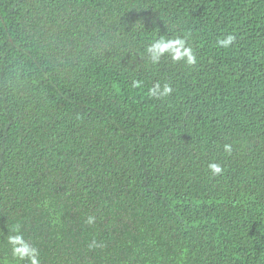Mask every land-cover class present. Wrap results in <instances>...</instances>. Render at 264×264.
<instances>
[{"label": "trees", "instance_id": "16d2710c", "mask_svg": "<svg viewBox=\"0 0 264 264\" xmlns=\"http://www.w3.org/2000/svg\"><path fill=\"white\" fill-rule=\"evenodd\" d=\"M17 227L42 264H264V0H0V264Z\"/></svg>", "mask_w": 264, "mask_h": 264}, {"label": "clouds", "instance_id": "9594fccd", "mask_svg": "<svg viewBox=\"0 0 264 264\" xmlns=\"http://www.w3.org/2000/svg\"><path fill=\"white\" fill-rule=\"evenodd\" d=\"M236 40L234 34H227L222 39L215 41L216 46L220 48H229ZM151 65H158L162 58L170 59L173 63L183 62L187 66H195L197 64V56L194 53L188 35H177L175 37H165L163 35L152 39L144 48V55L140 58L144 59ZM132 87L139 88L142 86V81L133 80ZM174 89L171 84L155 82L148 89V96L153 99H163L170 96ZM225 153L231 154L232 146L225 144L223 146ZM210 174L215 177L222 174L223 168L218 162L212 161L207 164ZM87 224H94L95 217L88 216L86 218ZM7 245L10 247L11 256L18 262H27V264H42L40 258V250L29 240L25 239L23 233L19 228H13L12 234L7 236ZM99 246L93 241L90 247Z\"/></svg>", "mask_w": 264, "mask_h": 264}]
</instances>
